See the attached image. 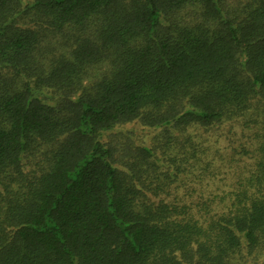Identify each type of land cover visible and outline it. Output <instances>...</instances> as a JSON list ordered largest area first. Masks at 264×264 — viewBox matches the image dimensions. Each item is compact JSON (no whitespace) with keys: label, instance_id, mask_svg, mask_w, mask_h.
I'll list each match as a JSON object with an SVG mask.
<instances>
[{"label":"trees","instance_id":"16d2710c","mask_svg":"<svg viewBox=\"0 0 264 264\" xmlns=\"http://www.w3.org/2000/svg\"><path fill=\"white\" fill-rule=\"evenodd\" d=\"M0 264H264V0H0Z\"/></svg>","mask_w":264,"mask_h":264}]
</instances>
